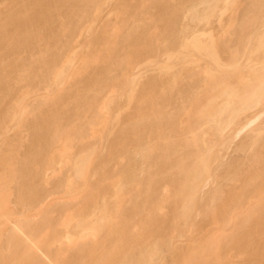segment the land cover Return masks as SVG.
Listing matches in <instances>:
<instances>
[{"label": "bare ground", "instance_id": "obj_1", "mask_svg": "<svg viewBox=\"0 0 264 264\" xmlns=\"http://www.w3.org/2000/svg\"><path fill=\"white\" fill-rule=\"evenodd\" d=\"M246 1L0 0V264H264Z\"/></svg>", "mask_w": 264, "mask_h": 264}, {"label": "rangeland", "instance_id": "obj_2", "mask_svg": "<svg viewBox=\"0 0 264 264\" xmlns=\"http://www.w3.org/2000/svg\"><path fill=\"white\" fill-rule=\"evenodd\" d=\"M247 2H248V0L246 1V3H247ZM110 3H112V2H110ZM240 3L242 4V2H240ZM243 3H244V2H243ZM243 5H244V4H243ZM243 5H242V7H243ZM109 6H111V5L109 4ZM109 6H108V7L106 6V7L103 8V9H104V10H102L103 13H105V12L107 11V9L109 8ZM237 7L241 9V5H240V7H239V6H236L235 9H236ZM238 8H237V9H238ZM232 9H233V8H232ZM232 9H229L228 12L225 13L223 20H224V21L226 20V21H225V22H222V23H224V25H227V24L231 23L232 20L235 19L234 16H235V17H238L237 15H240V12H241V11H239L240 9H238V11H236L237 9H236V10H235V9L232 10ZM241 10H242V9H241ZM235 11L237 12V14L235 13ZM238 12H239V14H238ZM231 16H232V17H231ZM231 18H232V19H231ZM233 18H234V19H233ZM229 19H230V22L228 21ZM223 20H222V21H223ZM226 22H227V23H226ZM225 23H226V24H225ZM215 24H216V23H215ZM147 73H148V72H147ZM69 79H71V77H70Z\"/></svg>", "mask_w": 264, "mask_h": 264}]
</instances>
